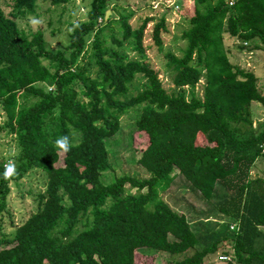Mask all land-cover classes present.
I'll return each instance as SVG.
<instances>
[{
    "label": "trees",
    "instance_id": "obj_1",
    "mask_svg": "<svg viewBox=\"0 0 264 264\" xmlns=\"http://www.w3.org/2000/svg\"><path fill=\"white\" fill-rule=\"evenodd\" d=\"M38 1L11 0L8 13L0 4V132L16 146L0 163V231L10 183L32 170L59 187L66 202L38 193L35 211L14 225L11 237L0 235V264H137L141 248L184 255L199 238L186 215L161 197L176 175L234 220L237 229L226 225L229 235L221 234L229 244L221 254L232 260L225 263L264 264V177L249 179L264 156V123L252 129L251 106L264 107V95L253 68L233 64L225 44L227 35L241 46H264V0L232 6L193 0L204 10L189 17L182 56L164 57L170 93L143 43L152 23V44L162 47L169 33L164 14L133 27V14L118 12L121 0H90L86 20L72 23L67 44L52 50L40 30L27 36L17 23L36 13ZM42 1L60 6L70 0ZM137 77L142 85L132 93ZM136 107V129L148 137L137 163L149 176L122 175L105 184L102 173L111 167L105 139ZM196 129L204 144L197 143ZM61 136L73 145L67 153L54 147ZM10 160L16 174L5 180ZM218 242L170 264H205Z\"/></svg>",
    "mask_w": 264,
    "mask_h": 264
},
{
    "label": "rangeland",
    "instance_id": "obj_2",
    "mask_svg": "<svg viewBox=\"0 0 264 264\" xmlns=\"http://www.w3.org/2000/svg\"><path fill=\"white\" fill-rule=\"evenodd\" d=\"M90 0H70L68 3L60 6H53L49 1L39 0L37 3L36 13L27 15L23 19H18L17 23L21 30L28 36L37 30H40L49 48L57 50L63 48L68 42V33L71 30V24L78 21L86 20V12L89 8ZM0 4L5 13L10 11L11 0H0ZM179 6V10H175V6ZM195 9L200 11L204 10L203 4H199L193 0H121L119 1L118 12L122 13L123 10L133 14L130 24L136 27L140 21L145 17H160L163 14L166 17V22L169 27V33L164 35L163 45L160 49L153 46L150 32L152 23H149L145 30L144 46L149 48L148 60L159 71L165 89L170 93L172 85L164 77V64L166 62L165 55L169 52L177 57H181L185 48L186 41L182 40V32L189 27V17ZM109 17V16H108ZM39 21L33 24L32 19ZM241 40L231 39L225 35V44L228 56L231 58L233 64L240 67L252 69L253 65L262 66V79H264V46L259 44L244 45L239 44ZM135 56L133 52L130 57ZM47 64L48 61H44ZM197 85L196 91L200 92V84ZM142 81L139 77L133 83L130 92L135 93L134 86L140 87ZM262 94L264 95V83L262 87ZM139 107L129 110L120 122V129L112 137L105 139V145L108 150L109 162L111 167L102 173V180L105 184L112 183L116 178L122 175H128L137 179H144L149 176L148 172L144 170L137 163L141 151L148 143V137L145 133L139 132L136 129L135 122L138 118ZM251 125L254 131L258 128L259 124L264 123V107L257 103H252L251 106ZM4 120V116L0 113V123ZM195 135L198 144H204L203 135L200 129L195 130ZM16 153V146L11 137L7 136L5 132H0V163L9 156ZM5 163V162H4ZM176 173V172H175ZM264 177V156H261L251 169L249 179ZM181 176L174 177L167 191L161 193L162 199L167 202L172 208L179 210L194 209L195 218H201L195 227L190 223L195 236L199 241L195 248L189 250L184 255H167L166 253H157L151 249L141 248L135 251V262L137 264H170L173 260H178L185 255L193 253L195 250L203 251L200 246L212 245L213 240H218L217 250L215 252L206 253L203 258L205 264H228L220 262L218 255L229 248L222 247L223 241L221 240V231L224 232L226 225L234 223L233 219L225 217L221 213L224 221H220L219 214H214V217L207 221V214L204 209L212 207L213 211H218L215 208L217 203L216 199L205 200L199 193L192 191L189 183L181 180ZM180 179V180H179ZM130 188H126V192ZM133 193L134 190H131ZM222 192V191H220ZM38 193L47 196L51 201H65L66 198L62 190L49 182L45 175L39 170H32L19 183H10V194L7 197L6 209L1 218V231L0 235L12 236L14 232V225H20L32 212L35 211L37 202L36 198ZM170 193V194H169ZM107 204H110L108 200ZM187 214V213H186ZM190 215V214H188ZM190 218V216H188ZM206 219V220H205ZM85 220H82L78 225V230L85 228ZM13 222V224L11 223ZM216 227V229H214ZM215 230V234H211ZM207 238L203 243L202 239Z\"/></svg>",
    "mask_w": 264,
    "mask_h": 264
},
{
    "label": "crops",
    "instance_id": "obj_3",
    "mask_svg": "<svg viewBox=\"0 0 264 264\" xmlns=\"http://www.w3.org/2000/svg\"><path fill=\"white\" fill-rule=\"evenodd\" d=\"M253 71H254V73L256 74V76H257V84H258V87H259V89L262 91V87H263V83H264V79H262V74H261V72H262V66H258V65H253ZM175 174V173H174ZM179 176H181V175H179ZM182 177V176H181ZM180 180V179H179ZM181 180H184V178L182 177L181 178ZM168 190V189H167ZM166 190V191H167ZM170 194V193H169ZM184 208V210H185V212H183L182 210H179V209H176L175 207L173 208V209H175L177 212H179V213H182V214H185L186 215V217H187V219H188V221L190 222V224L193 226V227H195L196 226V224H198V221H202L201 220V218H195V214H194V209H189V206H188V209H186L185 208V206L183 207ZM205 211H206V214H207V216H206V218H207V221L209 222V219H211L212 217H214V214H219L220 215V217H221V213H218L217 211H213L212 210V207H208V208H206V209H204ZM187 213V214H186ZM188 214H190V215H188ZM188 216H190V218L188 217ZM224 218H220L219 220L222 222V221H224L223 220ZM206 220V219H205ZM232 224H235V223H229V225L228 226H230V225H232ZM227 228V227H226ZM226 228H225V230H224V232H222L221 231V234L222 233H224V237H226V236H228L229 235V233H228V231H226ZM214 229H216V227L214 228ZM230 229V228H229ZM217 231H220V230H215V231H213L211 234H215ZM225 239H227V238H222L221 237V240L223 241V244H222V247H225V246H227V240L226 241H224ZM211 245V244H210ZM210 245H208V247L210 246ZM203 248H205L203 245L202 246H200V249H202L203 250Z\"/></svg>",
    "mask_w": 264,
    "mask_h": 264
},
{
    "label": "clouds",
    "instance_id": "obj_4",
    "mask_svg": "<svg viewBox=\"0 0 264 264\" xmlns=\"http://www.w3.org/2000/svg\"><path fill=\"white\" fill-rule=\"evenodd\" d=\"M33 24H37L39 23V21H37L36 19H32L31 21ZM72 143L70 141V138L69 136H61V137H58L57 139H55L54 141V147L59 149L60 151L64 152V153H67L71 150L72 148ZM14 174H16V165H15V162L14 161H9L6 168H5V171L3 173V178L5 180H8L10 179Z\"/></svg>",
    "mask_w": 264,
    "mask_h": 264
},
{
    "label": "built area",
    "instance_id": "obj_5",
    "mask_svg": "<svg viewBox=\"0 0 264 264\" xmlns=\"http://www.w3.org/2000/svg\"><path fill=\"white\" fill-rule=\"evenodd\" d=\"M226 2H227V4L229 6H232L234 4L235 0H226ZM174 8L177 11L179 10V6H177V5ZM244 45H246V43H244ZM263 153H264V149H263ZM229 228H230V230L234 231L235 229H237V226L235 224H232V225L229 226ZM218 260L220 262H231L232 261L229 256H225L223 254H221V255L219 254L218 255Z\"/></svg>",
    "mask_w": 264,
    "mask_h": 264
},
{
    "label": "water",
    "instance_id": "obj_6",
    "mask_svg": "<svg viewBox=\"0 0 264 264\" xmlns=\"http://www.w3.org/2000/svg\"><path fill=\"white\" fill-rule=\"evenodd\" d=\"M109 14H110V11H109V10H108V11H106V13H105V19H107V18H108Z\"/></svg>",
    "mask_w": 264,
    "mask_h": 264
}]
</instances>
